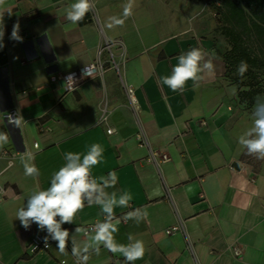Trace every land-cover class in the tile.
Listing matches in <instances>:
<instances>
[{
  "label": "crops",
  "instance_id": "1",
  "mask_svg": "<svg viewBox=\"0 0 264 264\" xmlns=\"http://www.w3.org/2000/svg\"><path fill=\"white\" fill-rule=\"evenodd\" d=\"M73 3L0 0V131L9 133L0 143V264H76L69 249L62 255L56 246L32 255V238L46 230L33 224L25 232L16 212L50 186L64 153L84 154L93 144L103 155L92 177L114 171L117 182L105 192L132 197L115 208L113 235L117 244H128L129 234L144 242L135 264H264V162L238 143L246 131L242 89L224 51L145 23L140 0H91L77 24L65 18ZM16 24L22 42L11 39ZM194 47L212 58L214 71L199 87L188 81L183 93L161 86L176 57ZM98 64L103 76L64 89V76ZM12 110L23 118L18 128L3 117ZM28 167L35 179L26 178ZM130 207L147 213L139 224L124 219ZM103 220L100 208L85 202L63 227L83 229L76 239L90 246L87 264H123L119 253L91 252L84 228Z\"/></svg>",
  "mask_w": 264,
  "mask_h": 264
},
{
  "label": "clouds",
  "instance_id": "2",
  "mask_svg": "<svg viewBox=\"0 0 264 264\" xmlns=\"http://www.w3.org/2000/svg\"><path fill=\"white\" fill-rule=\"evenodd\" d=\"M91 0H75V3L69 6L66 13V20L72 24L81 22L86 14L91 10ZM130 10L125 8V15H129ZM122 21H117L121 23ZM111 26V25H110ZM11 39L22 42L19 35V24L14 25ZM4 47L3 33H0V49ZM214 57V53L208 54ZM177 63L172 67L171 74L160 77L161 86H167L172 92L183 93L188 81L193 82L194 87H199L204 80L205 75L214 71L212 58L206 59V54L200 48H191L187 52H182L176 57ZM248 64L241 61L236 69V74L243 81ZM94 69L85 66L82 77H92ZM76 83L75 74H69L65 77L64 89L73 91ZM230 94H237V86L233 85L229 90ZM252 107V127L246 130L238 139L239 145L246 150L248 156L257 160L264 161V96L257 95ZM23 118L11 115L8 116V123L19 127ZM9 133L0 131V143L7 142ZM103 155V149L99 144L90 146L84 154L66 152L64 153L65 163L55 171L50 179V186L46 189L34 191L26 201V204L16 212V220H19L21 226L26 230L35 224L38 231L44 232L43 244L45 248H50L49 241H55L57 251L60 254H67L69 242L71 244V255L75 258L76 264H87L90 259V246L85 244L81 247L77 243V235L83 231L75 227L70 233L69 229L63 225L74 223L77 214L83 210L85 202L89 206L95 204L100 208L104 216L103 222L97 223L92 232L91 240L93 245L91 252L100 255L101 247L112 254H121L123 264H135L136 260L143 259L145 255V245L142 240L134 239L129 234L128 244L115 243L114 233L118 231L119 219L115 216L116 207H128L131 195L124 192L118 198L116 194L105 192L106 188L114 187L117 182L116 173L109 172L108 175L94 178L91 175V169L100 163ZM36 169L28 167L25 169L26 178L35 179ZM99 180V182H97ZM158 195L159 192L154 193ZM147 213L142 209L125 214V220H134L139 224Z\"/></svg>",
  "mask_w": 264,
  "mask_h": 264
},
{
  "label": "rangeland",
  "instance_id": "3",
  "mask_svg": "<svg viewBox=\"0 0 264 264\" xmlns=\"http://www.w3.org/2000/svg\"><path fill=\"white\" fill-rule=\"evenodd\" d=\"M220 7V0H140V17L145 23L152 21L158 27L176 29L188 37L199 39L210 48L221 47L226 55L231 47L227 39L217 31V9ZM235 77L242 89L240 112L248 130L253 123L251 112L254 98L257 95L264 96V70L248 68L243 81L237 74ZM242 93L250 96L242 98ZM254 161L264 162L257 159Z\"/></svg>",
  "mask_w": 264,
  "mask_h": 264
},
{
  "label": "trees",
  "instance_id": "4",
  "mask_svg": "<svg viewBox=\"0 0 264 264\" xmlns=\"http://www.w3.org/2000/svg\"><path fill=\"white\" fill-rule=\"evenodd\" d=\"M220 3L217 31L231 47L225 55L228 69L235 75L239 63L246 61L248 68L264 70V0H220Z\"/></svg>",
  "mask_w": 264,
  "mask_h": 264
},
{
  "label": "built area",
  "instance_id": "5",
  "mask_svg": "<svg viewBox=\"0 0 264 264\" xmlns=\"http://www.w3.org/2000/svg\"><path fill=\"white\" fill-rule=\"evenodd\" d=\"M112 65H113V69L116 70L117 72H119L117 64H116L115 62H112ZM87 67H89L90 69H94L93 76H92V77L83 78V77H82V72H83V70H84V68H85V67H84V68L80 69V70L77 71V72L71 73V74H75V80H76V81H77L78 79H80V78L86 81V80H90V79H93V78L101 77V76H103L104 73H105V71H104V67H103L102 64H98V65H89V66H87ZM67 76H68V75H67ZM65 77H66V76L63 77L64 81H65ZM75 89H76V83H75V85H74V90H75ZM74 90H73V91H74ZM69 92H72V91H69ZM9 115L13 116L14 118H15L16 116H19L16 110H12V111H10V112H8V113H5V114L3 115V117H4V119L6 120L7 123H8V116H9ZM8 124H9V123H8ZM9 125H10V124H9ZM108 134H109V135H112V130H109V131H108ZM35 148H38V145H35ZM134 210H136V209L133 208V207H130L129 212L134 211ZM97 223H100V222L97 221V222H95L94 224H92V225L87 226L86 228H84V236H85V237L90 236L89 234H91V235L94 234V233L92 232V229H93V227H94ZM177 231H178V229L174 228V229L169 230V231H168V234L170 235V234H172V233H174V232H177ZM25 232H28V230L25 229ZM45 235H46V233H44V234H37V235H35V236L32 238V240H31V244H30V247H29V252H30L32 255H36V254L41 253V252L49 251L52 247L56 246V243H57V242H55V241H51V240H50L49 243L51 244V247H50V248H45V247H44V244H43V237H44ZM68 249L71 250V245H70V244H69ZM237 253H238V252H237Z\"/></svg>",
  "mask_w": 264,
  "mask_h": 264
},
{
  "label": "water",
  "instance_id": "6",
  "mask_svg": "<svg viewBox=\"0 0 264 264\" xmlns=\"http://www.w3.org/2000/svg\"><path fill=\"white\" fill-rule=\"evenodd\" d=\"M234 168H235V166H234Z\"/></svg>",
  "mask_w": 264,
  "mask_h": 264
}]
</instances>
